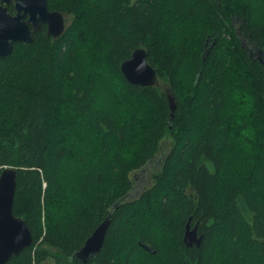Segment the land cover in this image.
Here are the masks:
<instances>
[{"label": "trees", "instance_id": "trees-1", "mask_svg": "<svg viewBox=\"0 0 264 264\" xmlns=\"http://www.w3.org/2000/svg\"><path fill=\"white\" fill-rule=\"evenodd\" d=\"M47 5L67 17L62 34L0 57V170H17L12 209L32 235L5 264H264V67L233 24L264 50V0ZM136 48L158 84L123 77ZM166 137L149 184L111 212ZM110 212L99 252L72 258Z\"/></svg>", "mask_w": 264, "mask_h": 264}, {"label": "water", "instance_id": "water-1", "mask_svg": "<svg viewBox=\"0 0 264 264\" xmlns=\"http://www.w3.org/2000/svg\"><path fill=\"white\" fill-rule=\"evenodd\" d=\"M10 4H13L14 13L7 10V6ZM64 28V14L50 10L47 0H0V57L11 54L16 42H32L33 32L45 29L47 35L57 38L62 34ZM209 39V37L206 38L204 43L203 58L214 43L210 42ZM258 60L264 66L261 56ZM120 71L131 85L152 86L159 83L155 69L147 62L144 48H136L128 59L122 61ZM167 98L171 111L170 117L172 118L175 110L174 97L168 92ZM16 175L17 170L14 167H4L0 170V264H5L12 255H17L32 243V235L25 221L16 216L12 209ZM133 178L136 180V187H133L128 195L116 201L111 207V212L125 198H131L132 192L138 188L139 178L136 177V174H133ZM111 212L85 239L80 249L73 253L72 258H77L85 263L99 252L110 224ZM200 240L201 236L197 235L196 225L191 227L188 220L185 226V243L189 246L199 245ZM143 247L149 249L147 246L143 245Z\"/></svg>", "mask_w": 264, "mask_h": 264}, {"label": "flooded vegetation", "instance_id": "flooded-vegetation-1", "mask_svg": "<svg viewBox=\"0 0 264 264\" xmlns=\"http://www.w3.org/2000/svg\"><path fill=\"white\" fill-rule=\"evenodd\" d=\"M240 21H242V20H240V18H238V17H236L235 18V20H234V22H233V24H234V32H235V35H236V38L238 39V41H239V43H240V46H242V48H244V50L246 51V55L249 57V59L253 62H259V57L261 56L262 57V59H263V61H264V50H262L261 48H259V47H257V45H255V44H253V43H250L249 41H247L246 40V38L245 37H243L242 36V32H241V28H242V26H241V24H242V22H241V24H239V22ZM225 31H227L228 30V28L226 27L225 29H224ZM225 34V33H224ZM209 37V36H208ZM207 37V38H208ZM210 38V37H209ZM211 40V41H210ZM209 41L210 42H216L215 41V38H210L209 39ZM214 43H213V45H214ZM203 47H204V45H203ZM259 52V53H258ZM260 64H262V63H260ZM264 67V66H263ZM154 160V159H153ZM153 160L152 161H150V163L149 164H151L152 166H153ZM161 162V159L160 160H158V163H160ZM147 165L148 164H146L142 169H141V171H142V175L141 176H144V178H145V176H146V174L149 172L148 170H145L146 169V167H147ZM157 166V165H156ZM155 167V166H154ZM154 167L152 168V170H150V173H149V175L151 174V172L153 171V169H154ZM134 179V178H133ZM141 179L139 178V181H140ZM148 182H149V179H148ZM135 183H136V180L134 179V185H135ZM138 184H139V182H138ZM146 186V185H145ZM145 186H138V188L136 189V191H135V193L136 194H139L141 191H142V189L145 187ZM136 186H134V188H135Z\"/></svg>", "mask_w": 264, "mask_h": 264}, {"label": "rangeland", "instance_id": "rangeland-1", "mask_svg": "<svg viewBox=\"0 0 264 264\" xmlns=\"http://www.w3.org/2000/svg\"><path fill=\"white\" fill-rule=\"evenodd\" d=\"M238 3L240 4V0H238ZM66 19L67 17L65 16V22H66ZM226 43L224 42L222 47L223 48H226ZM171 147V144H170V138H164V140L162 141L161 145H160V148H159V151L157 152V156L156 158L153 160V162L155 164H157V166L154 167L153 171H156L157 167L160 166L161 162L158 163V160L161 159L162 155H163V152L166 151L167 149H169ZM153 166L151 164H149L146 168V170H148L149 172L146 174L145 178L144 176H141L142 175V171L139 170V171H135L133 172L134 174H136V177L140 178L141 180L139 181V185L140 186H145V185H148L149 182H148V179H149V173H150V170H152ZM136 186V184L134 185ZM132 197H135L137 196V194L135 192H132L131 194ZM44 264H56V261L55 259L51 258V259H48Z\"/></svg>", "mask_w": 264, "mask_h": 264}, {"label": "bare ground", "instance_id": "bare-ground-1", "mask_svg": "<svg viewBox=\"0 0 264 264\" xmlns=\"http://www.w3.org/2000/svg\"><path fill=\"white\" fill-rule=\"evenodd\" d=\"M55 11H57V10H55ZM59 12V11H58Z\"/></svg>", "mask_w": 264, "mask_h": 264}]
</instances>
